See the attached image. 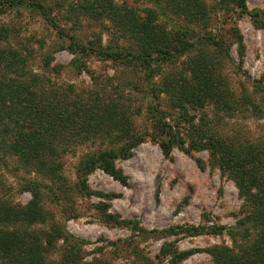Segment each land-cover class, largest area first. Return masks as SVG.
I'll return each instance as SVG.
<instances>
[{
  "label": "rangeland",
  "instance_id": "374dc122",
  "mask_svg": "<svg viewBox=\"0 0 264 264\" xmlns=\"http://www.w3.org/2000/svg\"><path fill=\"white\" fill-rule=\"evenodd\" d=\"M113 2L129 10L127 22L76 17L64 8L55 10L52 25L29 3H0L3 47L20 46L31 68L59 83L80 91L98 83L113 98L130 97L132 126L144 138L129 157L115 161L125 181L100 168L78 173L81 159L100 140L95 146L84 141L63 159L56 185L36 171L16 172L14 163L0 166L3 199L26 207L35 196L22 181L38 180L43 188L37 208L46 214L43 223H4L0 231L14 233L19 224L20 234L34 235L45 247L46 264H254L251 247L260 232L249 219L254 204L239 184L255 187L250 166L237 159L247 156L250 145H264V0H244L246 11L236 0ZM72 36L85 52L72 53ZM171 36L193 46L162 58L158 49ZM104 50L116 52L117 60L107 59ZM147 53L155 70L135 59ZM44 54L55 60L45 64ZM76 58L87 69L75 66ZM168 83L175 93L166 92ZM183 92V107L176 108ZM158 106L170 127L165 132L181 137L168 153L161 143L171 135L157 133L153 121ZM227 146L236 163L225 169L218 149ZM183 253L186 258L176 261Z\"/></svg>",
  "mask_w": 264,
  "mask_h": 264
},
{
  "label": "trees",
  "instance_id": "16d2710c",
  "mask_svg": "<svg viewBox=\"0 0 264 264\" xmlns=\"http://www.w3.org/2000/svg\"><path fill=\"white\" fill-rule=\"evenodd\" d=\"M236 1L243 10H247L244 0ZM5 2L14 6L29 3L34 11L39 12L52 25H55L53 20L56 16L55 10L60 9L63 12L64 8L77 15L76 17L85 15L91 18L112 20L118 17L124 22L129 19V10L117 8L113 0H58L55 5H50L48 0L0 1L2 5L6 4ZM163 33L167 35L169 32L165 30ZM60 35L66 37L67 34L61 32ZM1 37L3 38V32L0 33V41ZM138 38L145 39L140 34ZM164 41V48L158 50H160V57L165 59L186 52L193 46L192 43L185 42L179 36H171ZM69 47L75 55L85 52L86 49L85 46H80L73 36ZM103 53L109 60L118 58L113 50H104ZM123 56L120 54V57ZM139 58L148 68L153 67L154 69L152 53L141 57L135 56L136 60ZM54 60L50 54H44L45 64ZM73 64L79 69H87L80 58H76ZM181 84L178 82V85ZM172 85L169 83L166 85L167 93L173 94L177 91V88H173ZM170 88L173 90L170 91ZM176 94L179 95V92ZM183 96L184 92L182 96H179V102L174 105L176 108L183 107L181 105L184 103ZM131 108L130 97L113 98L98 83L95 84L94 89L87 91L77 90L71 84L59 83L31 68L20 46L9 44L3 47L0 44V166L5 167L14 163L16 172L25 171L31 174L36 171L47 176L52 185H56V180L61 175L63 159L67 155H75L84 141H92L95 146L100 140L101 142H98L100 147L81 159L78 173L88 175L100 168L110 176L125 181V177L116 169L115 161L120 156L129 157L131 149L137 147L144 139L132 126L134 122L131 115L134 110L131 112ZM154 109H157V113L154 110L153 120L155 130L161 133V136H166L165 133L171 135L168 140L161 143L163 151L168 153L175 144L180 142L181 137L170 131L165 132L166 129H170L167 126L166 114L161 106ZM129 132L132 134L129 135ZM213 145L216 146L217 143L214 141ZM259 147L250 145L249 148L243 149L247 156L242 161L237 159L241 167L250 166L249 172L252 174L250 181L255 187V190L249 191L246 185L239 184L240 192L254 204L255 210L249 219L260 232L258 241L254 247H251V258L254 264H264V145ZM218 150L221 153L222 167L227 169L231 162L236 163L235 158H231L228 152L229 146L226 149L220 147ZM22 183L27 189L32 190L35 199L26 207L19 208L11 205L9 200L3 199L0 193V226L4 223L40 224L45 221L46 214L37 208L36 203V198L41 194L39 188H43V182L26 179ZM0 186L4 187L2 181H0ZM21 217L24 218H22L23 221ZM19 224L14 233L4 229L0 231V263L24 264L26 260H29L31 264H46L41 255L43 252L41 250L45 247L39 245V239L34 235L27 232L20 234L23 229L19 227ZM54 239L52 236L49 242L52 243ZM68 249L73 250L74 246L71 244ZM187 255L188 253L180 254L176 261H182ZM72 257L74 256L68 255L66 260L71 261Z\"/></svg>",
  "mask_w": 264,
  "mask_h": 264
}]
</instances>
